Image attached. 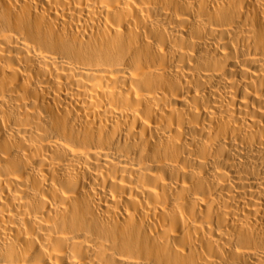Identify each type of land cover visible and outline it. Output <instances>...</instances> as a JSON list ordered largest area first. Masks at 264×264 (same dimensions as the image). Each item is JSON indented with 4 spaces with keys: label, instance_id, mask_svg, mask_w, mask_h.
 <instances>
[{
    "label": "bare ground",
    "instance_id": "1",
    "mask_svg": "<svg viewBox=\"0 0 264 264\" xmlns=\"http://www.w3.org/2000/svg\"><path fill=\"white\" fill-rule=\"evenodd\" d=\"M0 264H264V0H0Z\"/></svg>",
    "mask_w": 264,
    "mask_h": 264
}]
</instances>
